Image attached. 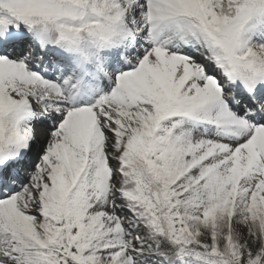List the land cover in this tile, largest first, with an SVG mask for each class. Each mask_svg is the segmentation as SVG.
<instances>
[{"label":"snow or ice","instance_id":"6c2138e0","mask_svg":"<svg viewBox=\"0 0 264 264\" xmlns=\"http://www.w3.org/2000/svg\"><path fill=\"white\" fill-rule=\"evenodd\" d=\"M0 264H264V0H0Z\"/></svg>","mask_w":264,"mask_h":264}]
</instances>
